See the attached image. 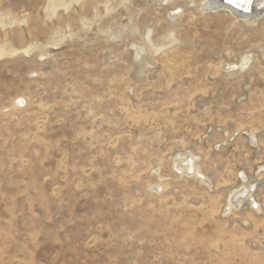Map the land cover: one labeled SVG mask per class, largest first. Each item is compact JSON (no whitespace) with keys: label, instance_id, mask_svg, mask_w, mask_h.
Instances as JSON below:
<instances>
[{"label":"rangeland","instance_id":"rangeland-1","mask_svg":"<svg viewBox=\"0 0 264 264\" xmlns=\"http://www.w3.org/2000/svg\"><path fill=\"white\" fill-rule=\"evenodd\" d=\"M203 1L0 0V264H264V14Z\"/></svg>","mask_w":264,"mask_h":264},{"label":"bare ground","instance_id":"bare-ground-1","mask_svg":"<svg viewBox=\"0 0 264 264\" xmlns=\"http://www.w3.org/2000/svg\"><path fill=\"white\" fill-rule=\"evenodd\" d=\"M65 1L66 0H50V3L53 4L56 10H58L61 7H65V9H69V6L71 4L78 2L79 0H69L70 3L68 5L66 4ZM252 3L257 5L258 7L264 8V0H232L231 3L229 2V0H204L202 4H204L203 7L206 11L218 12L221 9H227L231 14H233L234 16L243 18L246 21V23L251 25V23L256 22L257 17L264 14V9H262L261 11H256V12L254 11L253 14H246L245 12L239 11L237 6L244 7V5L246 4L248 5V8H250ZM26 53H28V50H26ZM250 64H252V59L250 56L246 55L242 57L241 61L236 67L233 65H227L225 69L227 70H234V69L246 70L250 66ZM18 101H20L21 103L27 104L25 99L17 98L16 102ZM251 137L252 139L256 140L258 143L257 137L255 135L252 134ZM173 167H175L176 170L179 173H181V176L189 178V179L197 180V182H199L202 186L206 187L210 191H213L215 189V185H214L212 178L209 177L207 173H205L206 171L203 170V167L200 163V157L194 154L193 152L185 151V152H181L180 154H178L173 159ZM247 177L248 176L245 173L244 181L241 183L242 185H240V187H238L237 189L229 190V194L227 198L228 202L226 205L227 209H225L226 214L236 212L242 209V205L245 204V202H248L249 204H251L252 200H253V203H255L256 205H260L259 200H257V197H255L256 189H258V186L256 187L255 185L256 181L255 183H250V181L248 180L249 177L248 178ZM163 182L164 181L161 180L159 184H156L151 189L156 190V192L157 190L164 191L167 185H165ZM261 209L262 208H260L259 211Z\"/></svg>","mask_w":264,"mask_h":264},{"label":"built area","instance_id":"built-area-1","mask_svg":"<svg viewBox=\"0 0 264 264\" xmlns=\"http://www.w3.org/2000/svg\"><path fill=\"white\" fill-rule=\"evenodd\" d=\"M228 137H230L231 139L234 137V135H231V134H228L227 135ZM250 144L251 145H257V141L256 140H254V139H252V137L250 138ZM262 172V174H264V169L261 171ZM244 176H245V171H240L239 173H238V181L240 182V183H242L243 181H244ZM255 185H256V187H257V184L255 183ZM256 189V188H255ZM256 191H257V189H256ZM255 192V191H254ZM255 197H257V196H255ZM257 200H259L258 198H257ZM260 203V202H259ZM247 207H248V209H250V210H252V211H259V209L260 208H262V204L260 203V205H256L255 203H253V200H252V203L251 204H247ZM227 209V208H226Z\"/></svg>","mask_w":264,"mask_h":264},{"label":"water","instance_id":"water-1","mask_svg":"<svg viewBox=\"0 0 264 264\" xmlns=\"http://www.w3.org/2000/svg\"><path fill=\"white\" fill-rule=\"evenodd\" d=\"M237 8L239 9V11L245 12L247 13L249 11L250 8H248V5H244V7H239L237 6Z\"/></svg>","mask_w":264,"mask_h":264},{"label":"snow or ice","instance_id":"snow-or-ice-1","mask_svg":"<svg viewBox=\"0 0 264 264\" xmlns=\"http://www.w3.org/2000/svg\"><path fill=\"white\" fill-rule=\"evenodd\" d=\"M229 2L231 3V2H232V0H229Z\"/></svg>","mask_w":264,"mask_h":264}]
</instances>
